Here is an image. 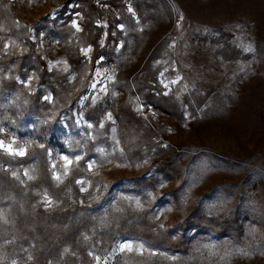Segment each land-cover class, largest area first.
<instances>
[{"label": "rangeland", "instance_id": "1", "mask_svg": "<svg viewBox=\"0 0 264 264\" xmlns=\"http://www.w3.org/2000/svg\"><path fill=\"white\" fill-rule=\"evenodd\" d=\"M0 142V264H264V0H0Z\"/></svg>", "mask_w": 264, "mask_h": 264}, {"label": "snow or ice", "instance_id": "2", "mask_svg": "<svg viewBox=\"0 0 264 264\" xmlns=\"http://www.w3.org/2000/svg\"><path fill=\"white\" fill-rule=\"evenodd\" d=\"M181 19H182V17H181ZM73 24L75 25L76 22L73 21ZM178 24H179V22H178ZM119 27L123 28V25H119ZM245 50L248 51V50H250V48H246ZM83 51L86 53L88 51V49H84ZM161 75H163V74H161ZM177 79H179V77H177ZM174 82L175 81H173V83ZM162 83H163V81H162ZM108 119H111L110 114L108 115ZM169 131H171V129H169ZM0 144H2V142H0ZM9 151H14V150L11 149V148H9ZM19 154L22 155L23 154V150H20ZM64 159L67 161L68 160V157H64ZM76 159H79V157H77ZM92 163H94V162H90L89 167L92 166ZM65 171H67V169H65ZM79 182L80 181H77V183H79ZM81 190L83 191L84 189H81ZM133 247L134 246H133V243L131 241H126V242H123V243H121L119 245V250H125V249H127L128 251H132L133 250ZM142 247H143L142 245H137V246H135V250L136 251H140L142 249Z\"/></svg>", "mask_w": 264, "mask_h": 264}]
</instances>
